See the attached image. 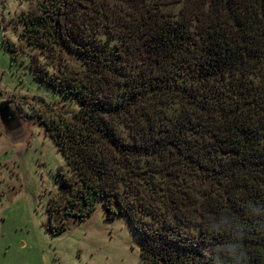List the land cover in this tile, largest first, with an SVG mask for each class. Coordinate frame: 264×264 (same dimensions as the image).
I'll return each mask as SVG.
<instances>
[{
	"label": "trees",
	"instance_id": "16d2710c",
	"mask_svg": "<svg viewBox=\"0 0 264 264\" xmlns=\"http://www.w3.org/2000/svg\"><path fill=\"white\" fill-rule=\"evenodd\" d=\"M19 21L80 59L31 64L79 103L42 121L66 165L54 234L103 199L138 264H264V0H41Z\"/></svg>",
	"mask_w": 264,
	"mask_h": 264
},
{
	"label": "rangeland",
	"instance_id": "374dc122",
	"mask_svg": "<svg viewBox=\"0 0 264 264\" xmlns=\"http://www.w3.org/2000/svg\"><path fill=\"white\" fill-rule=\"evenodd\" d=\"M38 1L0 0V103L9 101L21 122L9 131L0 121V264H138L142 239L124 213L104 211L103 199L84 219L68 216L66 230L50 228L47 206L58 197L66 165L42 121L79 103L39 80L31 64L52 72L59 64L79 67L80 59L32 47L21 35L20 17ZM164 8L178 12L179 5ZM141 221L147 226L150 217Z\"/></svg>",
	"mask_w": 264,
	"mask_h": 264
},
{
	"label": "water",
	"instance_id": "95a60500",
	"mask_svg": "<svg viewBox=\"0 0 264 264\" xmlns=\"http://www.w3.org/2000/svg\"><path fill=\"white\" fill-rule=\"evenodd\" d=\"M0 121L9 131L18 128L21 124L19 117L11 109L9 101L0 103Z\"/></svg>",
	"mask_w": 264,
	"mask_h": 264
}]
</instances>
